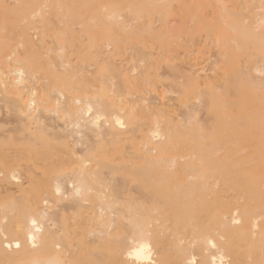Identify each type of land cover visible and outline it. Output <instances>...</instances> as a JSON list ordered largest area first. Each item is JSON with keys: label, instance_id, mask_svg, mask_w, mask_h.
I'll list each match as a JSON object with an SVG mask.
<instances>
[{"label": "bare ground", "instance_id": "bare-ground-1", "mask_svg": "<svg viewBox=\"0 0 264 264\" xmlns=\"http://www.w3.org/2000/svg\"><path fill=\"white\" fill-rule=\"evenodd\" d=\"M210 1L0 0V264H264V2Z\"/></svg>", "mask_w": 264, "mask_h": 264}, {"label": "rangeland", "instance_id": "rangeland-1", "mask_svg": "<svg viewBox=\"0 0 264 264\" xmlns=\"http://www.w3.org/2000/svg\"><path fill=\"white\" fill-rule=\"evenodd\" d=\"M187 1H193V0H187ZM208 1V0H207ZM213 1V0H212ZM212 1H210L209 3L211 4L210 6H211V8H210V6L208 7L207 6V9H205V14L207 15V18H208V20H211L212 18H215V14H214V12H216L215 10L213 11V9L212 8H215V6H216V8H217V5H215V6H213L215 3H216V1L215 2H212ZM244 1L245 0H222V2L224 3V5L227 3L228 5H225L226 6V9L229 11V12H234V8L236 9V8H238L237 9V11L236 12H238V13H242V14H244V12H243V8H244V6L245 5H252V4H250L253 0H248V2H249V4H248V2H247V0L245 1L246 3H245V5H244ZM251 1V2H250ZM261 1H263L264 2V0H256L254 3H256L257 4V6H254V7H260V5L258 4L259 2H261ZM191 4V8L189 9V11L188 12H190V14L192 13V14H195V7H194V5H192L193 4V2H190ZM212 3H214V4H212ZM253 3V2H252ZM11 4H13V1H11ZM217 4V3H216ZM253 5H255V4H253ZM174 6H175V4H174ZM227 6H230L231 8H229V7H227ZM177 9H178V6L176 5L175 6ZM250 7V6H249ZM175 8V9H176ZM241 8V9H240ZM246 8V7H245ZM245 8H244V11H245ZM174 9V10H175ZM231 9H233V10H231ZM240 9V10H239ZM231 10V11H230ZM175 11H178V13H177V15L179 16L180 15V11H179V9L178 10H175ZM212 11H213V13H212ZM242 11V12H241ZM247 11V10H246ZM245 11V12H246ZM246 13H248V12H246ZM245 13V14H246ZM176 16V18L175 17H170L169 19H168V21H170L172 24H171V26L172 27H178V28H181L182 29V27H180V26H182V23L180 22L181 21V17L179 16ZM174 18V19H173ZM178 18V19H177ZM179 18H180V21H179ZM211 18V19H210ZM187 19H188V17H187ZM177 22V23H179V24H181V25H179V24H177V23H174L175 21ZM184 20H186V18L184 19ZM163 24V23H162ZM162 24L161 23H158V27H161L162 26ZM174 24V25H173ZM175 24H177L176 26H175ZM190 25H191V27L193 26L191 23H189L187 26L190 28ZM178 28H176L177 29V31H178ZM174 29V28H173ZM181 29H179V30H181ZM173 33H175L176 34V32H173ZM205 33H207L206 31H202V33H200V32H198V34H199V36H197V33H193V34H195V36H194V38H193V34L192 35H190V34H188V35H190L189 37H188V35L186 36H184L183 38H182V36H181V40L180 39H178V40H180L181 42L179 43L178 41V43L179 44H177V45H180L181 44V50L182 51H180V49L177 47V49H174V52L173 53H170L172 56H173V54H174V56H173V58L175 57V58H177V57H179V58H177L176 60H172L173 58H172V56L171 55H169V57H170V61H171V65H174L173 67H175V66H177V67H179V70H183V69H185L186 71L188 70H190L189 72L191 73L192 71L191 70H193V71H195V72H201L200 73V79H199V81L202 79V83H201V81H200V85H202L201 87L202 88H204L205 86H206V83L207 82H209V81H211L209 78H206V77H208L210 74L214 77L216 74L215 73H213V71H208V65H210V63H211V65L214 67V63L215 62H217V61H215V58H216V56L215 55H217V57H218V54H215L216 52H218L216 49L217 48H214L215 46H214V44H213V39L212 38H209V37H207V35H208V33L207 34H205ZM31 34V37L32 38H34V39H37V37H36V35H34V32H31L30 33ZM177 37V36H176ZM186 37H188V38H186ZM199 37V38H198ZM186 40H185V39ZM193 38V39H192ZM208 38H209V40H208ZM187 39H188V42H187ZM189 39L191 40L190 41V43H192V46H191V44L189 45ZM177 40V39H176ZM206 40H207V42H206ZM195 41V42H194ZM185 42H187V44H186V46L184 45V43ZM194 43V44H193ZM212 43V44H211ZM199 44V45H198ZM204 44L206 45V46H204ZM190 48H189V47ZM184 47V48H183ZM203 47H205V48H203ZM179 49V50H178ZM184 49V50H183ZM200 49H202V50H200ZM187 50H189V51H187ZM193 50V51H192ZM205 50V51H204ZM187 51V52H186ZM203 51V52H202ZM200 52H202V53H200ZM180 53V54H179ZM205 53V54H204ZM127 55V54H126ZM177 55V56H176ZM179 55V56H178ZM126 57V56H125ZM125 57H120V59H125ZM181 57V58H180ZM119 59V58H118ZM196 59V60H195ZM178 60V61H177ZM174 61V62H173ZM175 61H177V62H175ZM207 61V62H206ZM208 61H212V62H208ZM119 62H121V61H119ZM187 63V64H186ZM209 63V64H208ZM243 63V62H242ZM245 63V64H244ZM243 64H241L242 66L241 67H246V66H248V65H246V64H248V63H246V62H244ZM175 64H177V65H175ZM183 66H182V65ZM180 65V66H179ZM184 65H186L187 67L185 68V66ZM194 65V66H193ZM176 67V68H177ZM211 67V66H210ZM213 67H211L210 69H212L213 70ZM192 68V69H191ZM178 70V69H177ZM185 70H183V71H185ZM197 70H199V71H197ZM206 71V72H205ZM160 73L161 74H163V76H164V82L166 83V81L165 80H167V78L169 77H171L172 78V71L170 70V68H168V70H167V68L166 67H163V69H161L160 70ZM186 73V72H185ZM209 74V75H208ZM215 74V75H214ZM168 78V80H169V82L170 81H172L173 82V80H171V79H169ZM205 78V79H204ZM204 79V80H203ZM211 79H212V77H211ZM167 80V81H168ZM161 82H163V81H161ZM172 82H170V83H172ZM169 83V84H170ZM174 84V83H173ZM160 85V83H158V86ZM158 86H156V88H158ZM165 86L167 87V83H166V85L163 83L162 84V88H161V90H160V87H161V85L159 86V88L158 89H156V90H154V92L156 91V93H151V96H149V97H152L153 95L155 96V98H157V100L160 102V101H163V102H170V100H171V98H172V100L171 101H173L172 102V104H174L175 105V107H177L176 109L178 110L177 111V113L179 114V113H181V108L179 107L178 108V106H180V105H182V103H180L179 102V100L178 99H176V97L178 98L179 97V95L177 96L176 94H173V95H168L167 93H166V89L167 88H165ZM173 86V85H172ZM171 86V87H172ZM204 86V87H203ZM170 86H168V88H169ZM174 87V86H173ZM145 88V87H144ZM151 89H154V87H152ZM165 91V92H164ZM167 91H168V89H167ZM166 93V94H165ZM164 94H165V96L166 95H168V97L166 96H164ZM157 95V96H156ZM174 95L176 96L175 97V100L173 99V97H174ZM159 97V98H158ZM163 97H165V99L163 98ZM153 98V97H152ZM193 99V98H192ZM190 102H195L194 100H191ZM200 111L202 112L203 111V109H200ZM203 114H204V111L201 113V115L203 116ZM200 115V116H201ZM75 228H77V226L75 227ZM84 228H81V230H83ZM86 231L88 230V229H85ZM85 238L84 237V234H82L81 235V238ZM87 237V236H86ZM75 241H76V239H75ZM75 241H73V242H75ZM72 245H73V247H74V244L72 243ZM82 264H90L87 260H83L82 262H81ZM99 264H111V262H110V260H108V259H105V260H103V262L102 263H99Z\"/></svg>", "mask_w": 264, "mask_h": 264}]
</instances>
